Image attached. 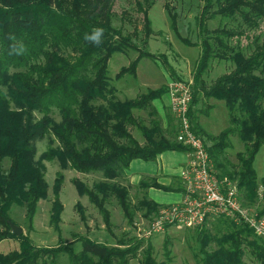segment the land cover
<instances>
[{
    "label": "trees",
    "instance_id": "16d2710c",
    "mask_svg": "<svg viewBox=\"0 0 264 264\" xmlns=\"http://www.w3.org/2000/svg\"><path fill=\"white\" fill-rule=\"evenodd\" d=\"M115 1L0 0V87L6 89L7 97L20 111L39 110L44 114L34 124L19 123V112L4 114L5 95L0 90V243L11 239L20 242L18 251L0 254V264H47V259L54 262L65 252L69 254L71 264H115V260L126 264V257L131 252L110 249L89 237H81L77 241L82 244V251L76 254L61 246L39 248L28 236L16 237L12 233L9 225L12 205L18 203L20 197L24 198L27 219L32 222L38 202L46 195L43 166L38 164L37 168H31L36 140L52 134L60 142L73 170L79 173L102 172L111 180L125 178L133 161L156 162L166 152H188V148L177 141L175 118L173 140L163 129L161 116L153 104L168 94V85L157 90L147 89L134 99L120 101L109 84L108 65L113 54L134 48L128 38L112 27ZM213 1L206 0L199 18L204 38L195 66L196 92L193 91L188 116L193 132L211 142L207 146L201 137L215 176L221 182L232 183L238 193H244L250 199L259 186L255 157L264 147V32L257 34L264 27V0H222L220 9L215 12L221 17L222 24L210 31L206 22L212 14ZM136 5L144 15L147 34L150 35L148 12L154 0H144L143 4L136 0ZM166 10L175 25L174 9L166 4ZM93 27L105 30L98 47L84 39ZM10 34L24 43L26 51L22 55H9ZM241 39H250L247 51L238 44ZM185 43L193 46L188 40ZM134 49L139 52L138 58L130 67L123 68L117 78L127 74L136 77L137 64L142 57L160 60L147 51ZM213 60L230 61L235 68L217 78L206 90L202 75ZM10 68H24V71L10 74ZM200 93L225 103L229 126L219 135L207 133L194 115L193 107L198 101L196 95ZM213 105L210 104L209 109L214 108ZM53 109L62 115L59 124L50 117ZM141 110L152 116L149 125L142 118L135 117L133 111ZM131 129L141 133L143 144L133 136ZM233 137L243 145V151L236 154L234 162L228 152L233 149ZM53 154V151H47L44 159L52 160ZM4 157L11 162L9 174L1 171ZM60 181L59 176L51 215L56 228L63 212L59 198ZM75 185L80 194L87 195L96 205L107 225L110 222L105 202L111 196L117 198L124 215L132 219L125 187L101 183L95 189H88L79 181H75ZM139 185L143 189L185 194L184 188L175 189L156 180H143ZM262 188L264 191V179ZM149 202L147 208L157 210L158 205ZM258 217H264V206ZM199 236L200 264H243L244 246L251 250L256 264H264V241L244 221L238 223L234 232L217 239V251L207 252L208 238L202 232ZM151 250L148 248L142 264H158L151 257Z\"/></svg>",
    "mask_w": 264,
    "mask_h": 264
},
{
    "label": "rangeland",
    "instance_id": "374dc122",
    "mask_svg": "<svg viewBox=\"0 0 264 264\" xmlns=\"http://www.w3.org/2000/svg\"><path fill=\"white\" fill-rule=\"evenodd\" d=\"M140 3L143 4L144 0H140ZM166 4L174 9L176 16L175 25L166 10ZM221 4L222 0L213 1L212 14L206 22V26L210 31L222 24L221 17L215 13L220 9ZM205 5L206 0H154V5L148 12L151 22L149 26L151 34L148 35L144 15L139 11L136 0L115 1L112 27L128 38L134 48L147 51L160 58V60L154 61L150 58L142 57L137 64L136 77L127 74L117 78V74L123 68L130 67L138 58L139 52L133 48L113 54L108 65V76L110 77L109 84L115 89V96L118 100L134 99L140 94L146 93L147 89L157 90L177 82L192 84V91L196 92V88H194L195 66L201 54L200 43L204 38L199 27V18ZM261 32H264V27L257 34ZM185 40L190 41L193 46L187 45ZM249 41L250 39H241L238 44L243 50L247 51V46L250 44ZM234 68L235 66L230 61H211L210 66L202 75V79L207 84L204 88L208 90L217 78L232 71ZM23 69L10 68L9 73L24 71ZM0 90L5 95L4 114L19 112V123L23 125H27L29 122L34 124L43 118L44 114L39 110L26 109L20 111L16 104L7 97L6 89L0 87ZM196 98L198 101L193 107V112L198 117V121L208 117L212 112L205 121L207 125H212L211 131L217 133L223 127L221 131L225 130V125L226 127L229 126L228 112L225 105L221 103L224 101L219 100L217 108L213 110V108L209 109V106L214 100L204 97L203 93L196 95ZM153 104L157 110L158 106H161L158 100L154 101ZM164 104L162 103L164 115L159 112L161 123L167 135L169 134V138L174 140L176 135L174 116ZM133 113L135 117L142 118L149 125L152 116L147 111H133ZM50 117L57 124L62 121V115L56 109L52 110ZM131 132L140 143H144L139 131L131 129ZM220 133H217V135ZM201 137L207 146L211 145V142L206 137ZM231 142L233 149L228 152L229 158L234 162L236 154L243 151V145L237 137H233ZM34 148L35 153L31 168H37L38 164L43 166L44 180L47 184L46 195L38 202L32 222L27 219V203L22 197L19 198L18 203L12 205L9 215L12 223L22 227L24 230L23 235L28 236L39 248L61 246L70 248L78 254L82 251V244L77 239L89 237L93 241L105 244L110 249L131 250L126 257V264H142L148 248L152 249L151 257L158 264H200L202 258L201 244L199 242L200 233L202 232L208 238L205 247L206 251L214 252L218 250L217 239L229 232H234L239 223L238 217L233 219L209 217L202 226L193 229H187L179 225H168L162 231L154 232L152 224L158 217V212L172 204H158L151 199L149 195L150 189L140 188L139 184L143 180L146 182L157 181L163 175H157L156 177L143 176L138 184L136 182L131 184V178L127 179V176L111 180L107 179L102 172L79 173L70 167L60 142L52 134L36 140ZM47 151H53L54 158L52 160L44 159ZM261 158L262 165H257V169L254 167L259 179L263 178L259 175L261 166L262 175L264 174V153ZM164 164L172 170L180 171L182 162L180 159L168 154L164 159ZM10 166V159L4 157L1 162L2 173L9 174ZM134 166L136 167V165ZM59 176L61 178L59 198L63 206V212L58 228H56L51 221V215L53 204L56 200L54 189ZM169 178L172 181L169 186L175 189L184 188L176 176ZM75 181H79L88 189H95L96 185L101 183H116L125 187L128 190L132 219L124 215L117 198L111 196L105 202L110 222V225H107L96 205L89 200L87 195L79 193ZM258 184V188L250 199L246 197V194L238 193L241 209L250 218L254 217L257 220L264 219V217H258L260 210L264 206L262 181H258ZM166 193L164 191H156L151 195L156 201H162L163 198H166ZM147 200L156 203L158 205L157 210L148 209L146 203L149 201ZM260 237L264 241V233ZM19 248L20 242L18 239L3 241L0 243V254L18 251ZM243 250V264H256L251 250L247 246H244ZM47 264H71V260L69 254L65 252L54 262L47 259ZM115 264H119L118 260H115Z\"/></svg>",
    "mask_w": 264,
    "mask_h": 264
},
{
    "label": "built area",
    "instance_id": "2783aa9c",
    "mask_svg": "<svg viewBox=\"0 0 264 264\" xmlns=\"http://www.w3.org/2000/svg\"><path fill=\"white\" fill-rule=\"evenodd\" d=\"M168 95L170 110L178 124L177 141L188 148V162L179 175L185 194L182 203L158 212L152 224L153 231L160 232L168 225L193 229L202 226L209 217H238V222L246 221L259 237L262 236L264 219L250 218L241 209L237 188L215 176L203 140L192 130L188 116L193 98L192 84H170Z\"/></svg>",
    "mask_w": 264,
    "mask_h": 264
},
{
    "label": "crops",
    "instance_id": "0c3cea01",
    "mask_svg": "<svg viewBox=\"0 0 264 264\" xmlns=\"http://www.w3.org/2000/svg\"><path fill=\"white\" fill-rule=\"evenodd\" d=\"M158 101L160 102V105H161V106H158V111L164 115L162 103L163 104L165 103L164 104L165 107L170 109L169 95L168 94L165 95L162 98V100H158ZM217 103H218V101H214V103H212L215 105L213 110H215L217 108ZM221 103H223L225 105L224 102H221ZM211 113H210V115H211ZM208 117H205V118L199 120L200 126L209 134L211 133V134L217 135V133L222 132L221 130L224 127L220 131H218L217 133L211 131L212 125H207L205 123V121L208 119ZM226 120H227V116H226ZM225 128H227L226 125H225ZM240 152H242V151H240ZM263 153H264V147L262 149H260V151L258 152V154L255 157L254 167H256V169L258 167L257 165H259V166H260V164L262 165V158L261 157H262ZM168 154H171L174 157L181 160V162H182L181 170L186 166V164L188 162L187 152H166V153H163L162 155H160L156 162H148L147 163V162H143L140 160L133 161L131 163L129 171L127 172V179L131 178V184L132 183L134 184L135 182L138 184V182L140 181V179L143 176L156 177L157 175H159V176L163 175V177L162 178L160 177L157 181H158V183H160L162 185H166V186H169L171 184L172 181L169 178L171 176L172 177L176 176L177 179L180 180L179 175H180L181 170L180 171L174 170V169L172 170V169H170V167H168L164 164V159H165L166 155H168ZM166 159L168 160V158H166ZM134 165H136V167ZM263 169H264V163H263ZM256 174H257V172H256ZM259 175L262 176L263 178L259 179V177L257 176L258 181H262L264 179V174L262 175V166H261V171L259 172ZM156 191L160 192V190L150 189L149 195L151 196V199L154 200L155 202H157L158 204H161V205H165V204L171 205L172 204V205H174V204H180L184 201V194L176 193V192L166 193V195H167V196H165L166 198H163L162 201H156L151 195L152 193H154Z\"/></svg>",
    "mask_w": 264,
    "mask_h": 264
},
{
    "label": "clouds",
    "instance_id": "9594fccd",
    "mask_svg": "<svg viewBox=\"0 0 264 264\" xmlns=\"http://www.w3.org/2000/svg\"><path fill=\"white\" fill-rule=\"evenodd\" d=\"M104 31L102 27H93L89 33L85 34L84 39L98 47L102 43ZM8 39L11 41L9 45V55H22L26 51L24 43L22 41H17L14 35L10 34Z\"/></svg>",
    "mask_w": 264,
    "mask_h": 264
},
{
    "label": "water",
    "instance_id": "95a60500",
    "mask_svg": "<svg viewBox=\"0 0 264 264\" xmlns=\"http://www.w3.org/2000/svg\"><path fill=\"white\" fill-rule=\"evenodd\" d=\"M9 225H10V228H11V230H12V233H13L16 237H19V236L23 235L24 230H23L22 227H19V226L13 224L12 222H10Z\"/></svg>",
    "mask_w": 264,
    "mask_h": 264
}]
</instances>
